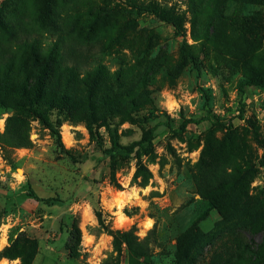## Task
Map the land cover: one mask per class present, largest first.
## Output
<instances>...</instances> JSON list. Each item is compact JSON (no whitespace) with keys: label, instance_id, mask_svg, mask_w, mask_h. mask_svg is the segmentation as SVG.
<instances>
[{"label":"rangeland","instance_id":"374dc122","mask_svg":"<svg viewBox=\"0 0 264 264\" xmlns=\"http://www.w3.org/2000/svg\"><path fill=\"white\" fill-rule=\"evenodd\" d=\"M33 2L0 0V11ZM149 3L176 15L181 34L142 10ZM62 13L78 38L45 103L18 107L12 77L0 87V264H130L116 241L130 231L148 249L140 264L264 253V86L253 82L264 73V0H76ZM17 50L3 41L0 63L15 56L23 69ZM188 119L205 120L181 130ZM151 130L153 153L117 161L113 176L102 151ZM10 131L26 146H12ZM213 171L236 185L217 208L199 193Z\"/></svg>","mask_w":264,"mask_h":264},{"label":"trees","instance_id":"16d2710c","mask_svg":"<svg viewBox=\"0 0 264 264\" xmlns=\"http://www.w3.org/2000/svg\"><path fill=\"white\" fill-rule=\"evenodd\" d=\"M76 0H34L30 6H25L20 10H9V6H4L2 12L0 11V44L15 43L18 47L19 62L22 63V68L15 71L12 66L15 64V56H8L7 60L0 63V87L9 88V83L6 82L7 77H12L13 82L17 85L16 88L20 95L17 106L20 107L23 103L32 101L35 96L37 104L45 103V97L53 90V78L55 77L59 67V58L62 57L69 46L74 45V41L78 38L75 26L69 25L67 16L62 13L65 6L75 4ZM28 7H33L34 14L28 11ZM144 11L151 12L160 18L162 21L168 22L175 28L176 34H181V27L179 19L170 11L161 8L156 3H149L142 7ZM75 14L74 17H77ZM40 34H46L57 37L51 43L41 46L38 37ZM31 39V40H30ZM60 70V69H59ZM60 74L61 71H60ZM59 74V75H60ZM255 85L264 86V73L258 74L253 81ZM205 119H188L185 120L181 126V130H185L191 124H199ZM164 125L173 129L170 123ZM58 141H61L59 130H55ZM7 137L12 146L20 148L26 146L24 136L18 132H7ZM154 131L147 133L141 141H137L132 145L125 146L120 144L116 139L113 140L112 145L102 151L101 161L110 159L112 161L113 176L116 171L115 163L119 160L130 159L134 155L147 156L154 151ZM144 169L143 165L139 166L138 172ZM229 176V175H228ZM223 172H211L204 181L199 185V193L204 198H207L210 203L217 208L220 205L221 196L229 187V181H234L233 175L228 177ZM216 184L217 193L212 194L211 191H206L209 184ZM205 184V185H204ZM202 186V187H201ZM198 187V188H199ZM78 238V232H74ZM70 238L67 248L72 257H78V251L74 245V238ZM116 241L120 249L128 253L130 264H140L141 259L146 261L149 258L148 249L139 240L138 236L133 231L118 233ZM181 237L180 246L185 243ZM30 249L34 250V245H30ZM15 253L6 252V256H12ZM25 257V256H23ZM184 260L189 264L191 257L189 253L184 254ZM33 259H23L24 264H31ZM242 262V263H241ZM240 264H264V253L261 251L254 252L249 257L242 259ZM184 264V263H180ZM191 264H194L192 262Z\"/></svg>","mask_w":264,"mask_h":264}]
</instances>
